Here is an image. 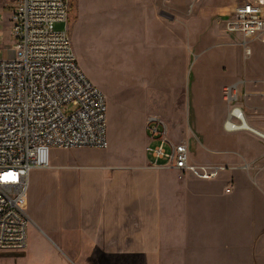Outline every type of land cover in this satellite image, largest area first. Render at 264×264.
<instances>
[{
	"label": "crops",
	"instance_id": "1",
	"mask_svg": "<svg viewBox=\"0 0 264 264\" xmlns=\"http://www.w3.org/2000/svg\"><path fill=\"white\" fill-rule=\"evenodd\" d=\"M129 115L143 134L140 146L117 154L109 141L106 149L55 147L51 166L32 170L22 206L39 230V255L28 236L25 264L47 260L48 250L54 264H85L96 254L150 256L152 264H264V128L247 118L249 128L231 133L223 123L217 160L248 166L224 173L223 188L221 173L201 179L152 166L147 115L122 112ZM190 162L209 166L191 153ZM238 177L249 190L239 188Z\"/></svg>",
	"mask_w": 264,
	"mask_h": 264
},
{
	"label": "rangeland",
	"instance_id": "2",
	"mask_svg": "<svg viewBox=\"0 0 264 264\" xmlns=\"http://www.w3.org/2000/svg\"><path fill=\"white\" fill-rule=\"evenodd\" d=\"M4 1L0 0V44H12V9L3 7ZM68 1V23H57L56 29L68 30L80 66L106 97L109 151L117 154L127 145L140 146L143 134L136 133L131 115L123 118L122 112H145L147 118L163 119L174 141L189 145L193 162L220 168L223 188L224 173L248 167L242 161L216 158L217 140L227 134L223 123L234 105L228 97L232 89L249 122L264 128V44L253 42L249 54L242 36L226 29V16L245 0ZM259 166L264 171V164ZM233 183L228 182L232 189ZM237 184L249 190L242 177ZM28 230L39 255V230L31 220ZM11 253L0 250V264H25V256ZM48 254L42 261L35 256L37 264H54L52 251ZM85 264L152 262L150 256L96 254Z\"/></svg>",
	"mask_w": 264,
	"mask_h": 264
},
{
	"label": "built area",
	"instance_id": "3",
	"mask_svg": "<svg viewBox=\"0 0 264 264\" xmlns=\"http://www.w3.org/2000/svg\"><path fill=\"white\" fill-rule=\"evenodd\" d=\"M3 7L12 9L13 43L0 44V250L23 252L30 220L22 201L32 170L49 168L55 147L106 149L107 102L80 66L68 30L56 29L68 23V0H5ZM226 29L241 35L251 54L250 44H264V0L236 4ZM228 97L234 105L225 130L247 129L236 91ZM147 131L152 166L201 179L218 176L220 168L190 162L189 145L174 141L160 117L148 118Z\"/></svg>",
	"mask_w": 264,
	"mask_h": 264
},
{
	"label": "bare ground",
	"instance_id": "4",
	"mask_svg": "<svg viewBox=\"0 0 264 264\" xmlns=\"http://www.w3.org/2000/svg\"><path fill=\"white\" fill-rule=\"evenodd\" d=\"M115 26V25H114ZM243 110V109H242ZM243 116H244V119H245V127L246 128H249L250 126H249V123H248V120H247V117L245 116V113L243 112ZM244 197V196H243ZM218 201V200H217ZM219 204V203H218ZM224 205V204H223ZM217 206V205H216ZM219 207V206H218ZM249 207V206H248ZM223 209V208H222ZM222 209H220V210H222ZM243 209V208H242ZM224 210V209H223ZM209 212V211H208ZM229 214V213H228ZM66 216V215H65ZM218 219V218H217ZM198 256H199V254H198ZM196 257V256H195ZM200 257V256H199ZM218 259V258H217ZM220 260V259H219ZM196 261V260H195ZM192 262H194V261H192Z\"/></svg>",
	"mask_w": 264,
	"mask_h": 264
},
{
	"label": "water",
	"instance_id": "5",
	"mask_svg": "<svg viewBox=\"0 0 264 264\" xmlns=\"http://www.w3.org/2000/svg\"><path fill=\"white\" fill-rule=\"evenodd\" d=\"M12 256H15V257H22L24 256V252H12L11 253Z\"/></svg>",
	"mask_w": 264,
	"mask_h": 264
}]
</instances>
